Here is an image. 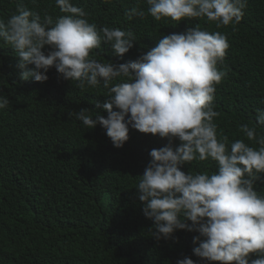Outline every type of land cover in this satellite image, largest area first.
<instances>
[{
    "label": "trees",
    "instance_id": "16d2710c",
    "mask_svg": "<svg viewBox=\"0 0 264 264\" xmlns=\"http://www.w3.org/2000/svg\"><path fill=\"white\" fill-rule=\"evenodd\" d=\"M72 3L98 27L134 33V47L122 58L112 56L110 45L93 50L104 62L135 61L161 36L184 33L197 24L226 35L229 48L217 67L227 74L216 85L213 103L219 116L214 122L229 142L251 143L238 126L254 123L256 109L264 110V0H247L235 29L218 28L205 19L155 21L145 0ZM24 4L54 23L64 15L55 0ZM132 7L145 16L129 19L125 11ZM15 11V0H0V19ZM14 55L0 42V96L10 101L0 110V264H176L184 256L202 264L193 255L198 233L178 230L173 239L159 241L150 237L153 222L145 218L135 189L149 152L170 143L175 150L179 141L130 129L123 148H115L102 127L91 130L71 115L82 108L95 110L93 101L102 105L107 89H80L55 68L48 71L47 82L21 80ZM190 168L182 171L187 174ZM192 169L216 171L210 160L193 161ZM255 190L264 191V175Z\"/></svg>",
    "mask_w": 264,
    "mask_h": 264
},
{
    "label": "clouds",
    "instance_id": "9594fccd",
    "mask_svg": "<svg viewBox=\"0 0 264 264\" xmlns=\"http://www.w3.org/2000/svg\"><path fill=\"white\" fill-rule=\"evenodd\" d=\"M145 2L155 21L205 19L233 29L247 7V0ZM55 3L64 14L55 23L24 0H15V13L0 19V42L14 51L20 79L44 83L55 68L80 89H107L102 105L93 101L95 110L82 108L71 115L91 130L102 127L117 149L128 141L130 129L179 141L175 150L171 143L152 149L138 176L135 189L145 218L153 222L151 238L170 240L178 230L195 232L193 255L202 264H264V191L255 190L264 175V131H258L264 129V110L256 109L254 123L238 126L251 143L229 142L214 122L219 116L213 103L216 85L227 74L217 67L229 48L226 35L197 24L161 36L135 61L104 62L93 50L110 45L112 56L122 58L134 47V33L90 23L72 0ZM125 15L143 18L145 12L132 7ZM9 104L7 96H0V110ZM209 160L216 171L192 169L193 161ZM186 165L191 166L187 174L182 171ZM176 264L196 262L184 256Z\"/></svg>",
    "mask_w": 264,
    "mask_h": 264
}]
</instances>
